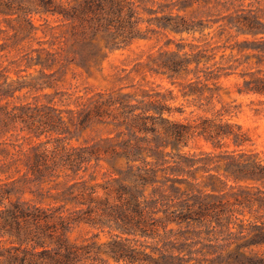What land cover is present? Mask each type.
Wrapping results in <instances>:
<instances>
[{"label": "trees", "instance_id": "1", "mask_svg": "<svg viewBox=\"0 0 264 264\" xmlns=\"http://www.w3.org/2000/svg\"><path fill=\"white\" fill-rule=\"evenodd\" d=\"M244 1L0 0V264H264V156L184 150L197 137L215 148L250 141L220 98V79L237 68L227 49L264 63V38H236L264 34L263 7ZM154 33L166 48L135 62L139 82L63 103L56 85L70 65L101 63ZM147 73L178 94L143 84ZM245 74L244 91L264 94V69ZM178 96L186 103L171 105ZM95 124L111 128L71 143ZM80 224L113 238L72 241Z\"/></svg>", "mask_w": 264, "mask_h": 264}, {"label": "rangeland", "instance_id": "2", "mask_svg": "<svg viewBox=\"0 0 264 264\" xmlns=\"http://www.w3.org/2000/svg\"><path fill=\"white\" fill-rule=\"evenodd\" d=\"M250 3L251 5L258 4L264 9V0L244 1L245 5ZM187 14L189 15V12ZM35 19L37 23H42L43 21V18H40L38 15L35 16ZM47 19L51 25H61L60 18L57 16L50 15L47 16ZM214 29L215 31L218 30V23H215L210 28H206L205 32L213 31ZM38 35L42 36L43 32L39 30ZM200 35L201 34L199 32H196L194 35L187 33H184L183 35L170 33V37H172L177 42L182 40L180 38L181 36H183L184 39L190 41L195 40ZM261 37L264 38V34H259L255 37L250 34H240L236 38L244 40ZM166 41L167 37L164 34L154 33L152 38L149 40H138L128 48L110 52L101 63H96L94 59L88 61V66L76 65L73 63L63 72H59L60 79L57 82L56 88L59 90H66L68 92L62 97L63 103H68V100L75 98V96L78 94L85 93L87 89L107 91L131 84L132 82H139L138 80L140 77L130 73L129 70L133 67L135 62L147 58L148 53L166 48ZM231 42H234V39L231 40ZM171 46L174 47V43H171ZM250 50L251 49H245L243 51L234 50L231 52L230 49H227L226 54H232V59H236L235 63L237 64V68L230 75L220 79V98L223 102L228 103L233 107L235 115L232 117V120L242 126L243 130H245L249 136L250 141L242 147L228 145L222 148H215L210 142H207L202 137H197L190 139L188 146L185 147L184 150L188 153L197 154L200 151L205 153H218L225 150L230 151L231 149H246L259 151L261 155L264 156V94L244 91V80L245 78H249V75L245 74V72L249 70H255L257 68L264 69V63L258 65L255 63L254 58L247 59L246 53ZM244 60H248V62ZM146 80H142V83L145 85L151 84L153 86L160 84V86H163V91L168 93L169 89H172L173 95L178 94L177 84H172L166 77L162 75H152L147 73ZM47 90L53 91V89ZM127 90H131V87H126L125 91ZM69 93H72V96H70ZM169 102L171 105L175 106L186 103L185 99L181 96H178L176 99H173ZM218 106H220L219 103ZM189 110L190 107H186V115L188 114ZM109 128H111L110 125L95 124L92 127L87 128L82 133L78 134L79 138L72 139L71 143L74 145H80L84 143L85 139L91 140L99 134L106 135ZM102 165V170L105 171L107 164L103 161ZM103 179H106V177L103 178L101 175H99L98 181L103 182ZM98 195L100 197L108 196L112 198V196L108 194L107 191L102 187H98ZM25 197L29 198L31 197V194L27 192ZM67 233L70 239L77 243L84 242L88 239L89 242L95 241L97 244L108 242L113 238L114 235V231L110 232L108 228L101 230L100 228L92 227L87 224L76 225ZM128 236L131 241L133 240V242L134 239H138L135 241L137 243H150L153 240L149 237L144 238L133 235ZM109 264H115V262L111 260ZM119 264H123V262Z\"/></svg>", "mask_w": 264, "mask_h": 264}]
</instances>
